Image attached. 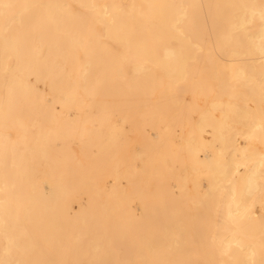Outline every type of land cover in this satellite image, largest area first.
I'll list each match as a JSON object with an SVG mask.
<instances>
[{
  "label": "bare ground",
  "instance_id": "bare-ground-1",
  "mask_svg": "<svg viewBox=\"0 0 264 264\" xmlns=\"http://www.w3.org/2000/svg\"><path fill=\"white\" fill-rule=\"evenodd\" d=\"M0 264H264V0H0Z\"/></svg>",
  "mask_w": 264,
  "mask_h": 264
}]
</instances>
